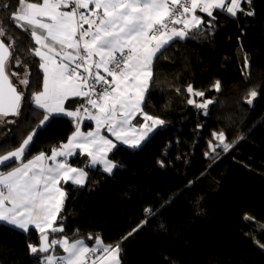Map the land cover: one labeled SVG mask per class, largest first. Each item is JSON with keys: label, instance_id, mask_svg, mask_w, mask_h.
I'll use <instances>...</instances> for the list:
<instances>
[{"label": "trees", "instance_id": "16d2710c", "mask_svg": "<svg viewBox=\"0 0 264 264\" xmlns=\"http://www.w3.org/2000/svg\"><path fill=\"white\" fill-rule=\"evenodd\" d=\"M15 3L13 0L14 7ZM244 7L255 15L241 14L233 19L214 11V33L195 32L159 55L144 110L167 123L154 132L142 150L117 145L108 158L122 167L111 176L100 167H86V156L77 154L69 159L70 164L88 172V179L82 188L70 182L62 184L68 193L61 213L64 231L53 238L86 239L89 234H100L106 244L115 243L144 218L145 206L159 208L172 197L160 215L121 244L122 264H264V251L254 243L256 239L264 243L259 229L264 224V0H252ZM197 12L207 23L208 17ZM9 31L20 37L9 72L23 78V64L29 66L32 86L26 91L30 97L39 90L37 83L42 84V74L37 78L38 58L27 52L34 42L19 29ZM245 54L251 63L247 81L242 76ZM16 58L23 61L19 67ZM216 80L222 83L220 93L210 88ZM12 81L24 89L16 77ZM188 84L205 91L206 99L217 97L223 107L217 103L210 106L209 115L201 116L200 110L187 104L189 97L183 90ZM177 88L182 91L177 93ZM250 89L258 91L251 107L244 102ZM80 103V98H72L66 107L74 109ZM225 115L231 116V124L217 119ZM21 122L31 123L24 136L38 124L30 106L24 108ZM198 124L203 127L197 128ZM14 127H0V143L8 142L12 148L19 145L22 138L13 140L5 135ZM222 128H227L230 142L238 136L244 139L217 159H206L203 153L211 133ZM72 131L70 118L60 115L51 119L37 132L26 159L65 142ZM161 159L167 165L164 168L157 164ZM189 181L194 185L186 190ZM197 199L200 215L194 207ZM246 213L254 219L244 220ZM161 222L166 223L167 231H160ZM37 242L34 229L24 234L0 226V264H36L38 258L29 254L27 244ZM86 242L94 244V240Z\"/></svg>", "mask_w": 264, "mask_h": 264}, {"label": "snow or ice", "instance_id": "6c2138e0", "mask_svg": "<svg viewBox=\"0 0 264 264\" xmlns=\"http://www.w3.org/2000/svg\"><path fill=\"white\" fill-rule=\"evenodd\" d=\"M251 3L252 0H16L14 7L13 0H0V127L14 125L5 135L13 140L22 138L14 148L8 142L0 143V226L24 234L34 229L38 242L28 243L27 249L38 258V264H122L121 244L160 215L173 198L164 200L159 208L155 204L145 206L144 218L115 243L106 244L100 234H89L86 239L53 238V234L64 231L61 213L68 193L62 184L70 182L82 188L88 179V172L73 167L69 158L76 154L86 156V167L99 165L103 173L113 175L122 167L108 158L117 142L142 150L154 132L167 123L144 110L159 55L172 43L184 41L195 32L214 33V11L233 19L241 14L254 16V11L244 7ZM197 11L208 17L207 23ZM10 28L28 34L34 42L27 52L38 58L37 78L42 74V84L37 83L39 90L31 92L30 97L26 91L32 86L29 66L16 58V66L23 64L25 68L23 78L17 72H9L20 39L10 34ZM32 64H36L35 59ZM250 67L245 54V81L250 79ZM12 77L19 80L23 90L13 83ZM210 88L220 93L221 81H214ZM183 91L189 97L187 104L204 115H209L210 106L217 103L223 107L217 97L206 99L205 91L196 90L192 84ZM257 96L258 91L250 89L244 102L251 107ZM72 98H80L81 103L69 110L66 102ZM26 106L31 107L33 118L39 122L24 136L26 128L31 127L30 122H21ZM60 115L70 118L74 126L66 142L53 146L50 155L41 151L26 160L37 132ZM138 117L143 122H138ZM217 119L232 123L230 115ZM85 120L93 121L95 128L82 131ZM226 133L227 128L211 133L203 153L206 159H217L221 152L228 153L244 139L238 136L230 142ZM10 164L15 166L5 171ZM157 164L161 168L167 166L163 159ZM193 185L194 181H189L186 190ZM194 207L197 215L202 214L199 199ZM243 219L254 218L246 213ZM159 229L167 231L166 223L161 222ZM259 229L264 234V224ZM86 240H94V244L89 246ZM254 243L264 251V243L258 239ZM57 248L63 254H57Z\"/></svg>", "mask_w": 264, "mask_h": 264}, {"label": "crops", "instance_id": "0c3cea01", "mask_svg": "<svg viewBox=\"0 0 264 264\" xmlns=\"http://www.w3.org/2000/svg\"><path fill=\"white\" fill-rule=\"evenodd\" d=\"M197 15H199L198 14V12L196 13ZM67 103V102H66ZM69 110H72V109H70V108H68ZM141 118V121L140 122H143L142 121V117H140ZM86 124H87V126L88 127H85L86 126ZM95 128V123L93 122V121H88V120H85V121H83L82 122V124H81V129H82V131H84V132H87V131H89V130H92V129H94ZM102 134H104V135H108L109 136V138H111V139H113L114 140V138L113 137H111L110 136V134L109 133H107L106 132V130H102ZM66 142V141H65ZM120 143L119 142H117V145H119ZM123 145V144H122ZM48 154L50 155V150L48 151ZM77 155V154H76ZM75 156V155H74ZM32 157H30V158H28V159H31ZM70 159V158H69ZM27 160V159H26ZM72 165V164H71ZM73 167H78V166H75V165H72ZM96 167H100L99 165H97ZM79 168H81V167H79ZM101 168V167H100ZM6 171V170H5ZM90 246V245H89ZM57 254H63V250H62V252L61 253H57Z\"/></svg>", "mask_w": 264, "mask_h": 264}, {"label": "rangeland", "instance_id": "374dc122", "mask_svg": "<svg viewBox=\"0 0 264 264\" xmlns=\"http://www.w3.org/2000/svg\"><path fill=\"white\" fill-rule=\"evenodd\" d=\"M20 87H21V86H20ZM22 87H23V86H22ZM197 102H200V101H197ZM222 109H223V108H222ZM219 110H220V109H219ZM223 110L225 111V109H223ZM200 115H201V116L204 115L202 111H201V114H200ZM201 119H202V118H201ZM247 231L251 233L252 230L248 228Z\"/></svg>", "mask_w": 264, "mask_h": 264}, {"label": "built area", "instance_id": "2783aa9c", "mask_svg": "<svg viewBox=\"0 0 264 264\" xmlns=\"http://www.w3.org/2000/svg\"><path fill=\"white\" fill-rule=\"evenodd\" d=\"M36 264H38V262Z\"/></svg>", "mask_w": 264, "mask_h": 264}]
</instances>
